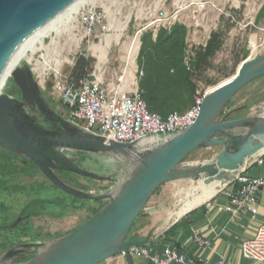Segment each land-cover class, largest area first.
Returning <instances> with one entry per match:
<instances>
[{"label":"water","instance_id":"obj_1","mask_svg":"<svg viewBox=\"0 0 264 264\" xmlns=\"http://www.w3.org/2000/svg\"><path fill=\"white\" fill-rule=\"evenodd\" d=\"M72 1L0 0V76L32 35ZM261 75L264 54L245 58L232 76L207 91L193 123L153 145L139 148L135 141L108 139L64 117L47 101L29 64L15 67L10 76L21 96L0 91V146L36 163L61 190L105 201L85 221L64 234L23 241L1 250L0 264H94L119 252L133 264L128 248L149 239L126 235L156 187L168 180L197 178L204 172L209 175L217 171L216 176L221 177L220 166L240 163L263 145L264 113L228 118L231 111L248 103L227 110L217 119L236 91ZM212 145L221 147L215 157L180 165L191 150ZM66 150L103 153L122 163L126 170L105 191L85 190L67 183L57 171L103 176L81 167ZM32 248L29 258L13 262Z\"/></svg>","mask_w":264,"mask_h":264},{"label":"rangeland","instance_id":"obj_2","mask_svg":"<svg viewBox=\"0 0 264 264\" xmlns=\"http://www.w3.org/2000/svg\"><path fill=\"white\" fill-rule=\"evenodd\" d=\"M92 2H95V4H92ZM250 7L255 8L254 12H251L252 17L249 11L252 9ZM261 7L262 9L259 12ZM89 9L99 11L102 18L90 33H86L82 26V12ZM160 11L164 12L161 17L159 16ZM128 12H130V17L126 28L117 42L111 38L106 63L101 64L102 70L99 71L96 67L98 58L92 44L98 43L105 34L109 36L115 34L116 29L109 24L112 13L119 20H123ZM174 21H180L187 26L185 48L187 61L192 58L200 46L205 45L212 31L220 33L222 38L221 46L209 58L205 68L201 71L193 70V79L196 84L195 92L207 91L220 81L232 76L245 58L264 54V0H237V3L235 0H89L78 9L76 26L70 34L63 28L57 34L53 32L46 35L44 44L47 45V49L37 50L33 54V58L41 63L44 60L41 55L43 52L54 54L56 51H60L61 57H68V61H63L60 64L58 72L48 69L42 77L40 73L41 65L37 64L34 59L29 61V53H26L21 59L20 65L29 64L42 91L53 97V102L50 105L68 118L67 108L62 105L60 100L59 86L72 79L71 70L79 55H84L91 60L90 65L87 67V73L100 72L105 82L117 83L122 68L127 64L123 60V55L126 53L125 45L134 37L138 38L134 71L138 82L142 75L141 65L138 61L141 37L149 30L153 32L154 37L160 25L168 27ZM251 38H253L252 45H250ZM53 39L56 42H51ZM38 66L39 68H37ZM11 79L10 76L4 86L5 88L3 87V91L9 86ZM48 81H51L50 85H47ZM226 103L217 119L227 110L245 103H248V105L231 111L228 118L264 113V75L246 83ZM220 149L221 147L217 145L195 148L182 159L180 165H187L193 160L211 159L215 157ZM66 152L70 156H75L81 167L103 176L96 178L83 176L75 172L68 173V176L73 177L74 180L68 181L66 179L65 181L77 187H79L77 185V182H79L84 185L85 188L82 189L85 190L105 191L108 187L114 186L126 170L122 163L103 153L83 150H66ZM233 165L225 167L224 170L231 168ZM235 176L236 174L232 175L229 182L217 193L230 187ZM1 177L7 181L9 187L0 191V202L6 205V209L0 211V223H8L16 219L21 206L33 197L60 196L65 200L63 206L47 204L40 214L33 216L27 223L37 237L24 236L21 240H44L55 237L67 228L76 225L82 216L91 215L94 208L100 204V202L95 201L96 199L74 196L61 190L47 178L39 167L32 168L29 173L16 172L4 174ZM199 179V177L173 179L160 184L149 197L141 213L136 217L128 236L137 235L138 229L146 225L156 224L159 227V224H161L160 216L157 220H154V215H160L161 207L163 208L166 205L170 207L174 200L183 196L184 192L191 187L193 180ZM13 185L19 188H13ZM163 189L167 190V197L165 195L160 205V199L155 198V194L159 197ZM180 189L182 193L173 196ZM215 195L200 205L210 201ZM99 200L105 201V198ZM153 203H157V205L155 206ZM152 210L156 214L150 213ZM32 251L33 248L30 252L13 259V262L29 258Z\"/></svg>","mask_w":264,"mask_h":264},{"label":"built area","instance_id":"obj_3","mask_svg":"<svg viewBox=\"0 0 264 264\" xmlns=\"http://www.w3.org/2000/svg\"><path fill=\"white\" fill-rule=\"evenodd\" d=\"M164 12L160 11L159 16ZM102 14L96 9L82 12V26L90 33ZM207 91H196L193 103L184 111L172 110L165 117L155 111H150L141 96L138 82L135 79L125 82L121 75L117 83L105 82L101 74L95 71L72 78L59 86L60 100L67 106V117L70 120L81 121V126L100 133L108 139L116 141H135L147 137L170 136L189 126L196 119L200 104ZM262 154L256 158L262 162ZM234 184L229 193L227 203L220 209L229 211V219L234 220L242 212L254 215L258 208L260 194L264 192V175H251L241 170L234 177ZM207 203V202H206ZM193 240L200 246L209 244L208 239L198 231L193 232ZM241 254L244 258L264 264V221L256 229L254 235L241 242ZM131 255L149 258L155 264H182L186 261L200 264H232L229 258L219 254L210 259L202 255L187 256L176 246L167 244L162 254L151 251L147 244H135L128 248ZM122 253V252H121ZM123 254V253H122ZM94 264H116L113 256Z\"/></svg>","mask_w":264,"mask_h":264},{"label":"trees","instance_id":"obj_4","mask_svg":"<svg viewBox=\"0 0 264 264\" xmlns=\"http://www.w3.org/2000/svg\"><path fill=\"white\" fill-rule=\"evenodd\" d=\"M261 9L262 7L259 12ZM186 34L187 26L180 21H174L168 27L160 25L154 37L153 32L150 30L141 37L138 61L141 65L142 75L138 81V87L148 109L160 113L163 117L172 110L184 111L191 106L196 89L193 70L201 71L204 69L209 58L222 43L220 33L212 31L205 45L200 46L192 58L187 61L185 56ZM90 63V59H87L84 55H79L71 70L72 78L86 74ZM5 91L16 97L21 96L19 87L12 79ZM43 94L49 103L53 102L51 95H47L44 92ZM62 105L67 108L64 103ZM77 122L82 124L81 121L77 120ZM35 167H38L37 164L30 159L0 146V191L9 187L7 181L1 177L2 175L16 172L29 173ZM57 172L63 180H74L73 177L68 176V173H73L72 171L58 170ZM233 184L234 186L236 185L234 181ZM77 185L85 188L79 182H77ZM12 187L19 188L16 185ZM95 201L100 202V204L94 208L92 214L104 203V201L99 199ZM47 204L63 206L65 200L60 196L33 197L21 206L19 210L21 217L15 224L11 225V222L0 223V250L9 248L18 242L26 241L21 240L24 236L37 237L27 222L33 216L40 214ZM5 209L6 205L0 202V211ZM89 216L80 223L85 221ZM135 219L127 232V238L138 237V235L128 236ZM176 223L167 228L163 232V235L170 234L172 229L176 227Z\"/></svg>","mask_w":264,"mask_h":264},{"label":"crops","instance_id":"obj_5","mask_svg":"<svg viewBox=\"0 0 264 264\" xmlns=\"http://www.w3.org/2000/svg\"><path fill=\"white\" fill-rule=\"evenodd\" d=\"M262 162H257L256 156L250 160L248 165L243 168L245 173L251 175H264V152L261 153ZM163 189L162 194L155 198L160 199L159 203L163 202L167 190ZM232 190V185L225 191L215 193L214 197L204 203L203 205L194 208V210L187 212L182 217L176 219V227L172 229L170 234L163 235V232L169 228L173 223L165 227H158V225H146L138 229V237H148V242L145 243L150 247L154 253L162 254L165 245L170 244L179 248L187 256H199L214 259L219 254L224 255L232 261V264H256L255 261L246 259L241 254V242L244 239L250 238L256 232L257 226L264 221V192L260 194L258 200V208L254 215L250 212L240 213L234 220L229 219V211L220 209L221 205L227 203L229 193ZM210 199V198H209ZM158 203V204H159ZM155 206L157 203H153ZM161 209V208H160ZM193 209V208H192ZM153 210L150 212L152 213ZM155 213V212H153ZM156 214V213H155ZM88 216V215H87ZM158 215H154L153 219L157 220ZM86 218L82 216L81 220L74 226L67 228L64 234L76 227L82 220ZM160 226V224H159ZM198 231L202 237L208 239L209 244L200 246L193 240V232ZM56 235V236H58ZM113 261L116 264H129L125 255L121 252L113 256ZM133 264H155L147 257L133 255ZM172 264H179L173 262ZM182 264H200L198 262L186 261Z\"/></svg>","mask_w":264,"mask_h":264},{"label":"bare ground","instance_id":"obj_6","mask_svg":"<svg viewBox=\"0 0 264 264\" xmlns=\"http://www.w3.org/2000/svg\"><path fill=\"white\" fill-rule=\"evenodd\" d=\"M86 1H89V0H73L57 16L49 20L39 30H37L35 34L32 35V37L27 41L25 46L22 48L21 52L14 58L12 63L9 65V67L1 74L0 91H3V89L5 88L4 86L6 85L12 70L18 65H20V61L26 55V53H29V61H32L34 59L33 54L37 50L47 49V45L44 44V37L46 35L52 34L53 32L57 34L63 28H65L68 31V34L71 33L72 29H74L76 26L78 9L81 6H84L86 4ZM235 1L237 3V0ZM92 4H95V2H92ZM254 10H255L254 7L249 10L251 17H252V13L254 12ZM129 17H130V12H128L124 16L123 20H119L118 17L114 13H112L111 21L109 24L112 28L116 29L115 34L113 36L112 35L109 36L105 34L100 38L98 43L92 44V47L98 58V63L96 67L99 69V71L102 70L101 64L103 62L106 63L105 61L107 58L111 38L115 39L116 42L119 40V38L122 35L123 30L126 28V25L129 21ZM137 39L134 37L125 45L126 53L123 55V60H125L127 64L122 68L121 73H120L122 79H124L125 82L132 81V79H135L134 71H135V57L137 54V47H138ZM51 42H56V40L53 39V41ZM252 42H253V38H251L250 45H252ZM53 47L51 48V50L53 49ZM49 53L50 52H48V54H45L43 52L41 54L44 59L43 62L41 63H39L37 60L34 59L36 63L37 64L39 63V65H41L42 67L40 71L42 77L45 71L48 69H53L54 71L58 72L60 64L63 61H68V57H61L60 51L59 52L56 51L54 54H49ZM37 68H39V66ZM98 74H100V72ZM214 87L215 86H213L211 89H213ZM163 139L162 137H156V136L147 137V138L140 140L135 145L139 148H142V147H145L144 145H147V146L153 145ZM207 147H210V146H207ZM263 152H264V137H263V145L257 148L251 155L245 157V159L242 162L236 163L235 165H233L231 168L227 170H224L225 167L220 166L219 168L223 170V174L221 175V177L216 176L217 171H213L209 175H205V172L203 171L204 175L199 176L200 178L199 180H193L191 187L184 192L183 196L179 197L177 200H174L173 203H171L170 207H167V205L164 206L163 208L161 207L160 209L161 224L159 227H165L169 225L171 222L176 220L179 216L183 215L188 210L200 205L201 203L211 198L215 193L221 190L229 182V178L232 175L237 174V172L242 170L244 166L250 160H252L253 158H255L256 156H258L259 154ZM200 161L201 160H193L189 163L190 164L198 163ZM177 193H182L181 189L177 190L176 193L173 194V196H177ZM166 197H167V194H166Z\"/></svg>","mask_w":264,"mask_h":264},{"label":"flooded vegetation","instance_id":"obj_7","mask_svg":"<svg viewBox=\"0 0 264 264\" xmlns=\"http://www.w3.org/2000/svg\"><path fill=\"white\" fill-rule=\"evenodd\" d=\"M17 217H21V215L18 213V216H17ZM17 217H16V218H17ZM14 220H15V219H14ZM14 220H13V221H14ZM19 220H20V219H19ZM13 221H11V223H10V222H8V223H10L11 225H13V224H12ZM16 222H17V221H16ZM16 222H15V223H16ZM15 223H14V224H15ZM18 243H20V242H18Z\"/></svg>","mask_w":264,"mask_h":264}]
</instances>
